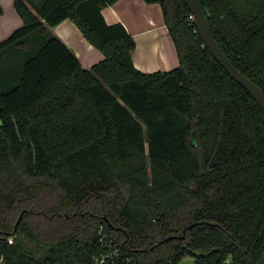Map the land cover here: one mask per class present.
Returning a JSON list of instances; mask_svg holds the SVG:
<instances>
[{"label": "trees", "instance_id": "trees-1", "mask_svg": "<svg viewBox=\"0 0 264 264\" xmlns=\"http://www.w3.org/2000/svg\"><path fill=\"white\" fill-rule=\"evenodd\" d=\"M116 1L13 0L23 25L0 42V264H91L100 229L137 264H255L264 112L182 0H144L159 4L179 66L138 71L133 38L101 14ZM197 2L264 94V0ZM66 19L101 62L83 69L51 33Z\"/></svg>", "mask_w": 264, "mask_h": 264}, {"label": "crops", "instance_id": "crops-1", "mask_svg": "<svg viewBox=\"0 0 264 264\" xmlns=\"http://www.w3.org/2000/svg\"><path fill=\"white\" fill-rule=\"evenodd\" d=\"M0 9L1 42L23 23L13 7V0H0ZM101 14L108 25L122 24L133 38L135 49L131 59L138 71L169 72L179 66L159 4H147L144 0H117L103 8ZM51 33L74 53L83 69H89L104 59L103 54L83 37L69 19L52 27Z\"/></svg>", "mask_w": 264, "mask_h": 264}, {"label": "water", "instance_id": "water-1", "mask_svg": "<svg viewBox=\"0 0 264 264\" xmlns=\"http://www.w3.org/2000/svg\"><path fill=\"white\" fill-rule=\"evenodd\" d=\"M182 1L188 7L193 24L196 27V30L203 42V45L208 49L209 53L212 55L215 61L226 71V73L233 80H235L249 93V95L258 104L260 109L264 112V94L253 82H251L247 77H245L241 72H239L223 54L222 50L220 49L213 37L207 18L205 17L202 8L197 2V0ZM20 219L21 216L18 218L16 226L18 225ZM201 224H204V222L191 224L188 229H192L194 226ZM181 238H183V236ZM255 264H264V251L262 252L260 258L255 262Z\"/></svg>", "mask_w": 264, "mask_h": 264}, {"label": "built area", "instance_id": "built-area-1", "mask_svg": "<svg viewBox=\"0 0 264 264\" xmlns=\"http://www.w3.org/2000/svg\"><path fill=\"white\" fill-rule=\"evenodd\" d=\"M100 243V253L95 256L91 264H137L132 254L116 246L112 239L100 229L98 232ZM7 243H12V238L7 239Z\"/></svg>", "mask_w": 264, "mask_h": 264}, {"label": "rangeland", "instance_id": "rangeland-1", "mask_svg": "<svg viewBox=\"0 0 264 264\" xmlns=\"http://www.w3.org/2000/svg\"><path fill=\"white\" fill-rule=\"evenodd\" d=\"M26 246H27V250L30 251V252L28 251V253H30V254L34 253L35 255H37L39 257L42 256L41 250L35 249V246L33 243H27ZM193 261H194V259L191 256H186L179 264H193Z\"/></svg>", "mask_w": 264, "mask_h": 264}]
</instances>
